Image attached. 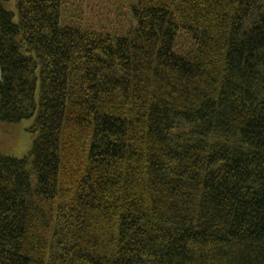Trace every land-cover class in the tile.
Segmentation results:
<instances>
[{
	"label": "trees",
	"instance_id": "trees-1",
	"mask_svg": "<svg viewBox=\"0 0 264 264\" xmlns=\"http://www.w3.org/2000/svg\"><path fill=\"white\" fill-rule=\"evenodd\" d=\"M9 1L0 264H264V0Z\"/></svg>",
	"mask_w": 264,
	"mask_h": 264
},
{
	"label": "rangeland",
	"instance_id": "rangeland-1",
	"mask_svg": "<svg viewBox=\"0 0 264 264\" xmlns=\"http://www.w3.org/2000/svg\"><path fill=\"white\" fill-rule=\"evenodd\" d=\"M77 2L82 3L83 0H73L71 3L76 5ZM14 3L15 0H10L6 6L7 10L12 11ZM30 123L31 121L29 120L16 124L0 121V153L9 157L23 158L29 152L32 145V136L27 131Z\"/></svg>",
	"mask_w": 264,
	"mask_h": 264
}]
</instances>
